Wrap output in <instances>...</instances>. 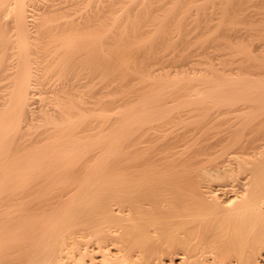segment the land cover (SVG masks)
Masks as SVG:
<instances>
[{"label":"bare ground","instance_id":"1","mask_svg":"<svg viewBox=\"0 0 264 264\" xmlns=\"http://www.w3.org/2000/svg\"><path fill=\"white\" fill-rule=\"evenodd\" d=\"M0 93V264H264V0H0Z\"/></svg>","mask_w":264,"mask_h":264},{"label":"rangeland","instance_id":"2","mask_svg":"<svg viewBox=\"0 0 264 264\" xmlns=\"http://www.w3.org/2000/svg\"><path fill=\"white\" fill-rule=\"evenodd\" d=\"M255 43L257 44H261V41L260 40H255ZM260 48V47H259ZM217 53V52H216ZM215 53V54H216ZM215 62H217V61H215ZM1 94V93H0ZM34 97V99H32ZM31 99L32 100H30V101H32V102H30L31 103V105L33 104L34 105V103H33V101L35 102L36 100H39L40 99V96H39V99H37L38 98V96L37 95H34ZM37 97V98H36ZM36 99V100H35ZM38 103V104H37ZM33 105H32V108H35L36 106L38 107V105H39V101H36L35 102V105H34V107H33ZM169 260H168V258L165 260V262L168 264L169 262H168ZM173 261L176 263V264H178V261H179V259H177V258H173Z\"/></svg>","mask_w":264,"mask_h":264}]
</instances>
